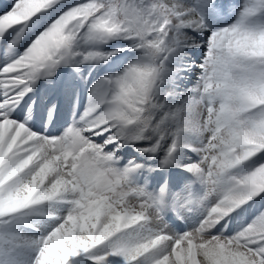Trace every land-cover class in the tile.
I'll return each mask as SVG.
<instances>
[{"label": "snow or ice", "instance_id": "snow-or-ice-1", "mask_svg": "<svg viewBox=\"0 0 264 264\" xmlns=\"http://www.w3.org/2000/svg\"><path fill=\"white\" fill-rule=\"evenodd\" d=\"M0 264H264V0H0Z\"/></svg>", "mask_w": 264, "mask_h": 264}]
</instances>
